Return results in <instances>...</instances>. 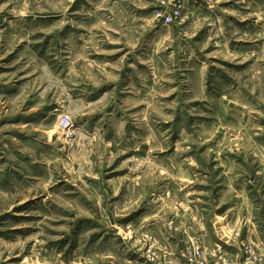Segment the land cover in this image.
I'll return each mask as SVG.
<instances>
[{"label":"rangeland","instance_id":"obj_1","mask_svg":"<svg viewBox=\"0 0 264 264\" xmlns=\"http://www.w3.org/2000/svg\"><path fill=\"white\" fill-rule=\"evenodd\" d=\"M196 248L264 264V0H0V264Z\"/></svg>","mask_w":264,"mask_h":264},{"label":"built area","instance_id":"obj_2","mask_svg":"<svg viewBox=\"0 0 264 264\" xmlns=\"http://www.w3.org/2000/svg\"><path fill=\"white\" fill-rule=\"evenodd\" d=\"M181 13H182L181 6L180 8L175 7L172 13L168 15H164L161 12L157 13L156 19L158 22H161L164 25L169 26V25H172L173 22L181 16ZM71 122L72 121H71L70 116L64 115L61 118L60 126L64 130H68V132H70V130H73L71 129ZM188 263L189 264H206L205 257L199 248H196L194 252H192L191 255L188 257Z\"/></svg>","mask_w":264,"mask_h":264},{"label":"bare ground","instance_id":"obj_3","mask_svg":"<svg viewBox=\"0 0 264 264\" xmlns=\"http://www.w3.org/2000/svg\"><path fill=\"white\" fill-rule=\"evenodd\" d=\"M69 135H73V130L72 131L70 130Z\"/></svg>","mask_w":264,"mask_h":264}]
</instances>
